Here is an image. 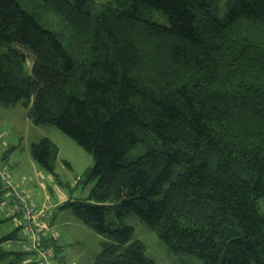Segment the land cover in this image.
Instances as JSON below:
<instances>
[{"label": "trees", "instance_id": "trees-1", "mask_svg": "<svg viewBox=\"0 0 264 264\" xmlns=\"http://www.w3.org/2000/svg\"><path fill=\"white\" fill-rule=\"evenodd\" d=\"M17 103L94 159L59 206L103 238L91 264H155L131 215L174 264H264V0H0V105ZM57 153L30 147L51 174ZM39 246L60 264L53 232Z\"/></svg>", "mask_w": 264, "mask_h": 264}, {"label": "rangeland", "instance_id": "rangeland-1", "mask_svg": "<svg viewBox=\"0 0 264 264\" xmlns=\"http://www.w3.org/2000/svg\"><path fill=\"white\" fill-rule=\"evenodd\" d=\"M96 1L105 3L109 0ZM219 1L224 8L226 0ZM151 18L161 25L168 24L166 17L157 10L152 11ZM46 21L57 23L58 20L50 15ZM32 63L33 58L27 57L25 69L28 73ZM30 106L31 103L28 106L17 103L8 108L0 105V238L14 230L17 236V239L2 242L0 247L5 251L26 250L24 225L18 215H13L16 204L10 200V186H14L31 202L54 215L53 236L61 247L57 252L60 264H91L101 249L103 238L70 210H61L59 206L68 199L86 197L93 181L87 182L85 176L94 159L57 128L33 125L27 117ZM3 122L7 124L3 126ZM42 138H48L58 148L54 174L39 167L31 158V144ZM124 223L134 229L136 238L145 245L146 255L155 264H174L178 260L167 252L163 242L136 215L128 216ZM28 257L31 264H35L32 254Z\"/></svg>", "mask_w": 264, "mask_h": 264}, {"label": "built area", "instance_id": "built-area-1", "mask_svg": "<svg viewBox=\"0 0 264 264\" xmlns=\"http://www.w3.org/2000/svg\"><path fill=\"white\" fill-rule=\"evenodd\" d=\"M9 189V188H8ZM13 199L16 203L15 212L23 221V228L27 237L26 250L34 255L35 264H58L53 258L50 249H41V236L51 231L49 213L44 207L31 202L27 196L16 187L10 186Z\"/></svg>", "mask_w": 264, "mask_h": 264}, {"label": "crops", "instance_id": "crops-1", "mask_svg": "<svg viewBox=\"0 0 264 264\" xmlns=\"http://www.w3.org/2000/svg\"><path fill=\"white\" fill-rule=\"evenodd\" d=\"M3 124V126H5L7 123L6 122H3L2 123ZM7 127V126H6ZM1 179V178H0ZM11 192V191H10ZM23 192V191H22ZM38 206V205H37ZM15 209H16V207H15ZM18 215L16 212H15V210H14V213H13V215ZM19 216V215H18ZM49 216H50V218H51V214H49ZM20 217V216H19ZM21 218V217H20ZM22 220V219H21ZM23 222V221H22ZM49 222H50V219H49ZM20 227H22L21 225H20ZM50 227H51V231L50 232H46L45 234H49L50 235V233H52L53 231H54V229H53V225H52V221H51V223H50ZM16 239H17V236H16ZM25 243L27 244V237H26V240H25ZM26 251V250H25ZM25 262L26 263H32V260L31 259H29V257L27 256L26 257V259H25Z\"/></svg>", "mask_w": 264, "mask_h": 264}]
</instances>
